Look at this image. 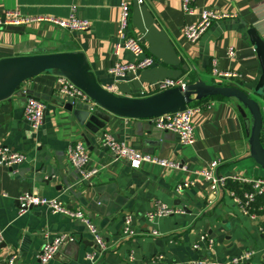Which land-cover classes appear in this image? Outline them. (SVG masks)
Returning a JSON list of instances; mask_svg holds the SVG:
<instances>
[{"label":"crops","instance_id":"obj_1","mask_svg":"<svg viewBox=\"0 0 264 264\" xmlns=\"http://www.w3.org/2000/svg\"><path fill=\"white\" fill-rule=\"evenodd\" d=\"M129 1V33L155 60L151 68L123 77L109 71L118 62L136 61L129 52L116 51L122 0H0V19L7 12L18 11L28 18L67 20L76 8L75 15L91 23L88 32H70L49 23L22 27L23 31L1 28L0 60L80 51L98 82L120 97L152 96V85L166 79H182L188 84L201 80L255 94L262 67L248 31L254 29L264 41V0H193L194 14L189 15L182 10V0ZM208 8L231 17L214 23L197 43H190L183 35L184 28L197 23ZM230 48L236 51L233 60L228 56ZM214 62L220 71L240 74V80L214 78ZM59 77L45 72L25 82L10 100L0 102V148L24 154L27 159L14 169L0 166V264H7L6 259L13 255L18 256L16 264H40L37 256L44 245L62 234L74 236L75 242L64 243L48 264H92L87 255L97 246L87 226L53 214L46 206L21 215L18 199L25 192L57 199L87 215L107 248L95 264H157L159 255L177 263L198 260L206 255V244L200 251L193 246L203 235L215 241L214 259L218 261L250 249L264 253V212L257 211L258 220L252 221L229 196V191L236 192L230 182L227 190L212 196L201 175L220 161L218 173L228 180L233 176L264 179V169L251 157L245 118L236 99H207L194 105L200 108L193 120L195 144L184 146L175 134L156 130L149 120L110 115L106 127L97 129L84 113L87 103L74 102L60 92ZM29 97L47 105L39 130L24 117ZM258 102L263 113L264 146V95ZM106 133L180 168L144 163L133 169L127 162L116 161L103 145ZM77 142L88 149V169L98 171L85 180L68 159L69 147ZM186 181L194 186L177 194V186ZM158 202L183 213L158 220L154 227L161 236H152L153 227L146 215ZM127 216L133 217L132 236L123 235ZM262 260L259 255L255 263L264 264Z\"/></svg>","mask_w":264,"mask_h":264},{"label":"built area","instance_id":"obj_2","mask_svg":"<svg viewBox=\"0 0 264 264\" xmlns=\"http://www.w3.org/2000/svg\"><path fill=\"white\" fill-rule=\"evenodd\" d=\"M138 4H143L144 0H137ZM193 0H182V10L187 15L194 14L192 7ZM76 8L73 10V15L67 20H59L56 18H28L22 16L18 11H11L5 14L3 19H0V29L9 27H27L34 24L49 23L55 25L63 30L70 32H88L91 30V23L86 20L79 19L76 15ZM131 17V3L129 0H122L120 5V15L117 28V42L116 51L122 50L131 53L136 61L133 63L123 64L118 62L109 71L116 77H123L129 72L137 74L138 72L151 68L155 65V60L152 57L146 55V51L143 48L140 40L129 33ZM231 15L215 8H208L201 14L200 20L195 24L187 25L183 30L184 37L190 43H197L214 25V23L230 18ZM229 58L232 60L236 57V51L233 48L229 49ZM213 75L218 80L224 79L229 81L240 80L241 76L237 72L233 71H220L217 68L216 62H214ZM60 92L70 97L74 102L90 103L91 99L81 89H79L74 83H72L66 77H59ZM188 83L182 79L172 80L166 79L157 82L152 85L150 92L157 94L173 88H185ZM47 105L44 101L29 97L24 107V117L34 130H39L45 121ZM200 112V108L194 105H190L186 110L176 113L167 114L160 117L150 119L149 121L153 126L160 131L169 132L175 134L179 143L184 146H193L195 144V128L193 125L194 117ZM103 145L108 148L112 156L116 161H123L130 164L133 169H139L144 163L157 164L165 169L178 170L180 165L170 162L166 159H160L154 156H150L139 152L126 144L124 141H120L112 134L106 133L103 137ZM68 159L74 169L78 172L83 180L96 174L97 170H89L88 164L90 160L89 152L86 145L83 142H77L71 145L68 149ZM26 156L21 153H14L8 149L0 148V166H4L10 169H14L24 164ZM220 161L213 162L209 168L202 172V176L208 182L210 193L212 196H216L219 192L227 190L229 182L237 183L245 188L241 193L229 191V196L234 200L235 204L239 206L243 215L249 217L252 221L258 220L257 211L264 212V206L255 207L254 202L257 197L264 196V179H248L233 176L230 180L221 176L218 173L220 167ZM194 186L193 182H183L179 184L175 190L177 194H181L183 191ZM19 212L21 215L28 213L30 210L46 206L56 215H64L72 219L80 220L83 222L91 234L97 249L91 254L87 255V259L95 264L98 257L107 251L105 242L92 221L87 215L80 210H71L67 208L61 201L57 199H47L31 192H25L18 199ZM183 210L172 207L166 203L158 202L153 210L147 213L146 217L148 222L152 225L153 229L150 231L152 236H161V234L155 229L154 224L161 219H166L171 216L181 214ZM133 217L127 216L124 222L123 235L132 236L134 231L132 230ZM264 233V229L262 230ZM3 241V233L0 230V244ZM66 242H75V238L72 235L62 234L52 241L46 243L42 248L40 254L37 256L40 264H48L58 254L62 245ZM205 245V256L198 260L188 261L186 263H177L175 261H168L165 256H157V264H256L255 259L260 255L264 261V253H258V251L250 249L243 252L241 255L232 257L226 261H218L214 259L215 241L210 239L208 235H203L200 238V243L193 246V249L200 251L201 246ZM18 259L17 255H13L6 259L7 264H16Z\"/></svg>","mask_w":264,"mask_h":264},{"label":"water","instance_id":"obj_3","mask_svg":"<svg viewBox=\"0 0 264 264\" xmlns=\"http://www.w3.org/2000/svg\"><path fill=\"white\" fill-rule=\"evenodd\" d=\"M9 29L23 31L22 27H9ZM248 36L261 62L262 75L254 89V93L261 97L264 95V41L254 29L248 31ZM50 71L68 78L89 96L91 102L84 105L88 108L84 113L88 114L89 122L97 129L106 127L110 115L146 121L182 112L191 104L211 97L236 99L240 104L239 111L245 118L251 157L264 169V146L261 140L262 108L250 94L237 87L210 85L200 80L188 84L185 88H173L145 98L120 97L98 82L85 54L77 51L0 60V102L10 100L28 80ZM181 205L185 209V204Z\"/></svg>","mask_w":264,"mask_h":264},{"label":"trees","instance_id":"obj_4","mask_svg":"<svg viewBox=\"0 0 264 264\" xmlns=\"http://www.w3.org/2000/svg\"><path fill=\"white\" fill-rule=\"evenodd\" d=\"M214 98H222V97H211V98H208V99H214ZM205 100H207V99H205ZM202 101H204V100H202ZM202 101L195 102L192 105H196L197 103H200ZM230 183H231V186H232L231 189L235 190L237 193H241V191L245 190V188L243 186H241V185H239L237 183H232V182H230ZM254 206L255 207L264 206V196L257 197L255 202H254Z\"/></svg>","mask_w":264,"mask_h":264},{"label":"rangeland","instance_id":"obj_5","mask_svg":"<svg viewBox=\"0 0 264 264\" xmlns=\"http://www.w3.org/2000/svg\"><path fill=\"white\" fill-rule=\"evenodd\" d=\"M130 20H131V18H130ZM130 31H131V30H130ZM132 36H134V35H132ZM214 78H215V77H214ZM251 97H252L254 100H256V101L259 100V97L256 96L255 94H252ZM191 105H192V104H191Z\"/></svg>","mask_w":264,"mask_h":264}]
</instances>
